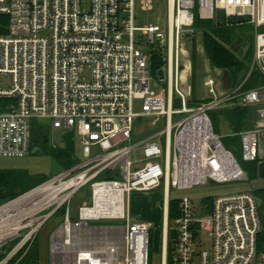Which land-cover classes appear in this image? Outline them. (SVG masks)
Returning <instances> with one entry per match:
<instances>
[{
    "label": "built area",
    "instance_id": "1",
    "mask_svg": "<svg viewBox=\"0 0 264 264\" xmlns=\"http://www.w3.org/2000/svg\"><path fill=\"white\" fill-rule=\"evenodd\" d=\"M159 1L163 26L135 24V10H152L154 0H0V156L31 151L36 119L72 131L81 150L69 168L0 203V264H16L56 211L63 218L49 235L48 264H151L152 223L132 220L128 203L131 192L154 189L163 202L160 264H264L253 191L214 196L203 215L191 198L176 199L177 214L168 220L171 188L246 178L210 112L255 107V125L238 133L240 155L256 161L263 153L264 84L220 97L207 79L210 98L196 105L180 84L191 53L182 41L195 39V20L250 24L244 80L254 68L264 75V0ZM140 47L161 53L163 90L150 87L149 53ZM140 119L149 132L134 140ZM138 149L142 156L130 159ZM85 186L89 202L71 216L70 200Z\"/></svg>",
    "mask_w": 264,
    "mask_h": 264
},
{
    "label": "rangeland",
    "instance_id": "2",
    "mask_svg": "<svg viewBox=\"0 0 264 264\" xmlns=\"http://www.w3.org/2000/svg\"><path fill=\"white\" fill-rule=\"evenodd\" d=\"M135 15L137 17L136 25L141 26L143 24H158L163 26L165 22V6L162 1L154 0V7L152 10L141 11L138 8L135 10ZM203 24L210 26L213 21H202ZM227 29L229 33V40H223V43L226 47L230 48L233 52H235L236 56L239 59H243L246 66L251 65L252 63V46H250L249 50H247L246 59L243 58L241 53L243 47L248 41L250 42L253 36L252 26L248 23H243L238 26H228ZM195 41V55H194V72L195 75L191 81L187 80L185 77V82H181V88H185L186 85L192 86L195 90V97L201 98L204 95H207V88L203 85V81L207 78H212L215 81L213 89L215 91V95H221L222 92H225L226 89H223L222 78L223 73L226 76L224 70L216 68L213 66L208 60L205 52L202 50V37L201 32L198 31L195 39L188 38L184 39L182 42L184 43L188 52H191V48L189 45H192V41ZM140 49L149 53L148 48L140 47ZM192 64V59H190ZM185 59L183 58V68H185ZM257 65V64H256ZM257 69V68H256ZM188 75V74H187ZM244 74L242 81L237 84V79L233 81L231 78L232 87L238 86L239 89L242 90L241 84L244 81ZM150 87L156 92L163 90L164 85L160 86L159 76L157 74L150 75ZM237 85H234V84ZM163 87V88H162ZM252 89V88H250ZM247 90V89H246ZM136 111L140 110V101L137 100L135 102ZM213 113V112H211ZM210 113V114H211ZM256 114V112H255ZM226 114H220L216 118V127H220L219 136L221 137V141L225 147H234L233 155L235 158L240 157L238 162L245 170L246 178L232 180L223 183H213L208 182L207 184L196 185L192 188L188 189H176L171 188L169 191L170 199H179L182 197H189L196 204V213L198 215L207 214L210 210L211 199L214 196L237 193L242 191H253L256 189H264V159H257L256 161H244L240 155V139L238 137V133L228 135L233 136L237 135L236 138L228 141L226 139L227 136L223 137L226 134H229V129L226 127H222V125H218L222 120L225 121L226 125L229 124ZM174 119L178 118V116L174 115ZM225 118V119H224ZM146 119L142 121V119L138 120V123L135 128L134 135H140L136 137L134 140H138L144 137L147 134L150 126H146ZM37 127H41L43 125V130L46 131L47 140L43 142H36L37 150L35 152H29L28 154L21 157H4L0 156V171L12 170L14 172V180L17 181L16 184L22 186L23 189H28L32 186H36L40 184L43 180L56 175L60 171L63 170V165L59 157L56 156V150L60 149L63 146L62 137L65 131L62 128H51L48 126V120L46 119H36ZM253 126L245 128L251 129ZM242 130V129H241ZM244 130V129H243ZM75 141V159L77 157H81L79 139L74 137ZM33 142V143H32ZM31 142V146L33 147L34 139ZM264 144V130L261 132V144ZM54 146L58 147V149H54ZM31 147V149H32ZM262 147H264L262 145ZM142 152L138 149L131 154L130 159L134 157H141ZM255 163L256 171L255 173L249 172L248 168ZM261 163V164H259ZM89 197V187L85 186L81 190L77 191L69 203L70 215L74 216L77 213V208L80 204L88 203ZM129 213L132 220L138 219H150L152 223V242H151V264H160L161 263V255H160V242H161V226H162V190H151L148 193H137L131 192L129 196ZM63 218V214L61 211H56L48 220L43 224V226L39 229L35 239L37 245V254L38 258L34 262L28 261L21 263L23 264H48L49 256H48V246H49V235L51 232L60 224ZM14 264V263H12Z\"/></svg>",
    "mask_w": 264,
    "mask_h": 264
},
{
    "label": "trees",
    "instance_id": "3",
    "mask_svg": "<svg viewBox=\"0 0 264 264\" xmlns=\"http://www.w3.org/2000/svg\"><path fill=\"white\" fill-rule=\"evenodd\" d=\"M6 16L0 15V33L5 32L6 25ZM194 28L197 31L201 32L202 37V48L205 52L208 60L210 63L215 66L216 68L224 70L233 81H235L238 77V74L240 72H245L248 69V66H246L243 59H239L235 52H233L230 48L226 47L223 43V40L228 41L229 40V33L227 31L228 26L223 25L222 23H212V25L207 26L202 23V20H195L193 23ZM251 42V41H250ZM248 41V43H250ZM195 41H192V53H191V59H192V66H193V76H194V55H195ZM247 51L245 55H243V58L246 57ZM246 59V58H245ZM162 56L161 53L155 48L149 51V70L151 74H157L161 73L160 67L162 65ZM243 79V77H242ZM242 79H240L237 84H239ZM236 83L234 85H237ZM264 84V75L260 73V71L256 68H254L246 80H244L241 84V91H244L246 89L255 88L259 85ZM236 87V86H235ZM193 99H191L192 101ZM188 101V104L191 102ZM175 106H177V102L174 103ZM250 108V109H249ZM246 106H235L227 110H214L213 113L210 114V119L212 123V127L214 132H217V127L215 125L216 118L218 115L224 113L227 116V119L231 123L232 126H234V134L242 131L245 128L251 127L250 123V115H254V107ZM36 122V121H35ZM138 123V121H137ZM136 123V124H137ZM35 124V123H34ZM242 129V130H241ZM149 131L147 130V133ZM135 137H139L138 135H134ZM237 135L233 136H227L226 139L228 141L236 138ZM239 137V136H238ZM33 139H36V142L39 140H47L46 131H44L42 128L37 127V124L33 126L32 128V141ZM33 143V142H32ZM62 143L63 146L58 149V147L54 146V149L56 150V156L59 157L61 160V163L63 165V169H67L70 166H72L75 162V141H74V133L72 131H66L62 137ZM223 144V143H222ZM36 145V144H35ZM224 145V144H223ZM32 147V146H31ZM228 148V147H226ZM228 149L234 150V147L231 146ZM31 150V148H30ZM237 160L240 159V157L236 158ZM249 172L255 173L256 171V165L255 163L248 168ZM109 177L108 175H106ZM44 181V180H43ZM14 180V172L12 170H5L0 171V203L10 199L28 189H23L22 186L16 184ZM254 194L259 197L262 201L261 207L259 209V212L261 214V222L263 231L258 235V241L260 248H264V217H262V210H264V189H256L253 190ZM177 201L176 199H173L169 202V211H168V220L170 221L173 219L177 214ZM171 242L168 241L167 244V258H170L171 253ZM3 255L0 254V257ZM38 254H37V245H36V239L33 240L31 245L28 247L26 253L21 257V259L16 264H23L22 261L28 262L32 261L34 262L37 260ZM15 260L11 261V264Z\"/></svg>",
    "mask_w": 264,
    "mask_h": 264
},
{
    "label": "crops",
    "instance_id": "4",
    "mask_svg": "<svg viewBox=\"0 0 264 264\" xmlns=\"http://www.w3.org/2000/svg\"><path fill=\"white\" fill-rule=\"evenodd\" d=\"M249 48H250V46H249ZM249 48L247 49V50H249ZM202 50H203V48H202ZM243 50V49H242ZM191 53H192V49H191ZM191 53H190V57H189V60H185V64H186V68H185V70H184V73H183V80L185 79V77H187V80H189V81H191V79H193V66H192V64H191V61H190V59H191ZM241 53H242V55H243V52L241 51ZM246 53V52H245ZM245 55V54H244ZM248 66H250V65H248ZM218 70H219V68H218ZM225 72V71H224ZM226 73V72H225ZM187 74H190L189 76L187 75ZM194 75H195V72H194ZM243 76V75H242ZM241 76V77H242ZM230 76L226 73V76L224 75V73H223V78H222V85H223V89H226V91L225 92H222L221 93V95H219L220 97L221 96H223V95H225V94H227L228 92H230L231 91V89H233L234 87H232V84H231V80H230ZM207 79H212V78H207ZM206 79V80H207ZM205 80V81H206ZM186 81V80H185ZM185 81H182V82H185ZM205 81H203V85L207 88V86H206V84H205ZM214 81V80H213ZM214 84H215V81H214V83H213V86H214ZM187 86H189V85H186V87L185 88H183V90L184 91H186V92H188V101L190 100L191 101V99H193L191 102H190V105H196V104H198V103H201V102H203V101H206V100H208L209 98H210V96H209V93H208V89H207V95H204V96H202L201 98H196L195 97V90H194V88H192V86H189L190 88L189 89H187ZM218 96V95H217ZM175 101H176V99H175ZM177 102V101H176ZM247 108H249V107H247ZM227 109H230V108H223V109H220V110H227ZM250 109V108H249ZM254 109V112H253V114L254 115H250V123H251V125L252 126H254L255 125V121H256V119H255V107L253 108ZM219 110V109H218ZM225 113V112H224ZM223 114V113H222ZM225 119V118H224ZM226 121H228L229 122V120H226ZM222 125V127H226V128H228L229 129V134H226V135H224L223 137H225V136H228V135H232L233 133H234V126H232L231 125V123L229 122V124L228 125H226V123H225V121L224 120H222L221 122H219V124L218 125ZM219 129H220V127L218 126V128H217V134L218 135H220L219 134ZM262 145L264 146V144L262 143L261 144V147H262ZM262 150H263V153H262V155H261V157L259 158V159H264V147H262ZM259 164H261V163H259ZM137 193H141V194H143V193H148V192H137ZM141 220H150V219H141Z\"/></svg>",
    "mask_w": 264,
    "mask_h": 264
},
{
    "label": "water",
    "instance_id": "5",
    "mask_svg": "<svg viewBox=\"0 0 264 264\" xmlns=\"http://www.w3.org/2000/svg\"><path fill=\"white\" fill-rule=\"evenodd\" d=\"M238 22H242V18H238ZM259 30L262 31V32H264V26H261V27L259 28ZM188 36H189V35H186V37H188ZM248 48H249V43H246L245 46L243 47V50H242L243 55L245 54V52L247 51ZM242 75H243V72H240V73L238 74L237 81H239V79L241 78ZM44 141H45V140H44ZM35 143H36V139H34V144H35ZM36 150H37V146L34 145V146L32 147V149H31V152H35ZM261 203H262L261 199H260V198H257V204H258V206H260Z\"/></svg>",
    "mask_w": 264,
    "mask_h": 264
},
{
    "label": "flooded vegetation",
    "instance_id": "6",
    "mask_svg": "<svg viewBox=\"0 0 264 264\" xmlns=\"http://www.w3.org/2000/svg\"><path fill=\"white\" fill-rule=\"evenodd\" d=\"M39 142H43L44 143L45 141L44 140H39ZM37 143H38V141H37Z\"/></svg>",
    "mask_w": 264,
    "mask_h": 264
}]
</instances>
